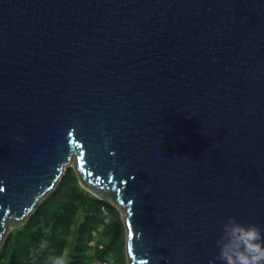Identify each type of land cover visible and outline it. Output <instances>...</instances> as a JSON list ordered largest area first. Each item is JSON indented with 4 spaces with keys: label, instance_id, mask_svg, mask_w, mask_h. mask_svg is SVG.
Here are the masks:
<instances>
[{
    "label": "water",
    "instance_id": "obj_1",
    "mask_svg": "<svg viewBox=\"0 0 264 264\" xmlns=\"http://www.w3.org/2000/svg\"><path fill=\"white\" fill-rule=\"evenodd\" d=\"M73 160L129 264L264 229V0H0V248Z\"/></svg>",
    "mask_w": 264,
    "mask_h": 264
},
{
    "label": "trees",
    "instance_id": "obj_2",
    "mask_svg": "<svg viewBox=\"0 0 264 264\" xmlns=\"http://www.w3.org/2000/svg\"><path fill=\"white\" fill-rule=\"evenodd\" d=\"M63 252L68 264L128 263L120 210L85 188L71 166L28 220L6 234L0 264H50Z\"/></svg>",
    "mask_w": 264,
    "mask_h": 264
},
{
    "label": "clouds",
    "instance_id": "obj_3",
    "mask_svg": "<svg viewBox=\"0 0 264 264\" xmlns=\"http://www.w3.org/2000/svg\"><path fill=\"white\" fill-rule=\"evenodd\" d=\"M215 242L221 264H264V229L254 222L228 216ZM49 261L50 264H68L67 252L49 257ZM209 264L216 261L210 260Z\"/></svg>",
    "mask_w": 264,
    "mask_h": 264
},
{
    "label": "rangeland",
    "instance_id": "obj_4",
    "mask_svg": "<svg viewBox=\"0 0 264 264\" xmlns=\"http://www.w3.org/2000/svg\"><path fill=\"white\" fill-rule=\"evenodd\" d=\"M72 167V168H74L75 169V162H74V160L71 162V164L69 165V166H67V168L68 167ZM66 168V169H67ZM113 204L114 205H116L117 206V208L120 210V212H121V216H122V221H123V223L125 224V216H126V213L122 210V208L116 203V202H113ZM13 227H15V225H11L10 227H9V230H8V232L13 228ZM7 232V233H8ZM125 234H126V238H127V229H126V225H125ZM127 254V253H126ZM127 259H128V256H127ZM127 264H129V259H128V263Z\"/></svg>",
    "mask_w": 264,
    "mask_h": 264
}]
</instances>
